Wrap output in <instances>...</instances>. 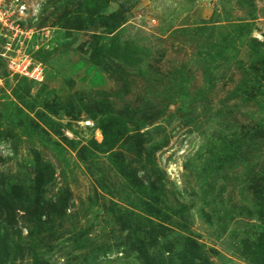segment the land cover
I'll list each match as a JSON object with an SVG mask.
<instances>
[{
  "label": "rangeland",
  "instance_id": "1",
  "mask_svg": "<svg viewBox=\"0 0 264 264\" xmlns=\"http://www.w3.org/2000/svg\"><path fill=\"white\" fill-rule=\"evenodd\" d=\"M24 1L0 264H264V0Z\"/></svg>",
  "mask_w": 264,
  "mask_h": 264
},
{
  "label": "built area",
  "instance_id": "2",
  "mask_svg": "<svg viewBox=\"0 0 264 264\" xmlns=\"http://www.w3.org/2000/svg\"><path fill=\"white\" fill-rule=\"evenodd\" d=\"M34 19V9L24 0H0V64L9 77L40 82L41 64L34 62L24 47V43L33 40L38 33L43 34L31 26ZM2 82L0 76V86ZM88 125L85 121L84 126Z\"/></svg>",
  "mask_w": 264,
  "mask_h": 264
},
{
  "label": "trees",
  "instance_id": "3",
  "mask_svg": "<svg viewBox=\"0 0 264 264\" xmlns=\"http://www.w3.org/2000/svg\"><path fill=\"white\" fill-rule=\"evenodd\" d=\"M1 65V64H0ZM19 79H22V80H26V79H24V78H19ZM27 82H29V83H33V82H31V81H28V80H26Z\"/></svg>",
  "mask_w": 264,
  "mask_h": 264
}]
</instances>
